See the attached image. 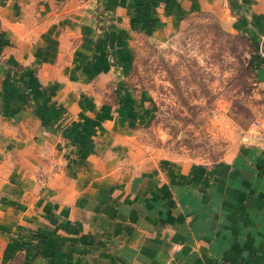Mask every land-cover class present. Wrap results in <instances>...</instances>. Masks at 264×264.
<instances>
[{
	"label": "crops",
	"instance_id": "0c3cea01",
	"mask_svg": "<svg viewBox=\"0 0 264 264\" xmlns=\"http://www.w3.org/2000/svg\"><path fill=\"white\" fill-rule=\"evenodd\" d=\"M208 11L263 39L264 0H0V264H264V140L125 162L109 57L127 31Z\"/></svg>",
	"mask_w": 264,
	"mask_h": 264
},
{
	"label": "rangeland",
	"instance_id": "374dc122",
	"mask_svg": "<svg viewBox=\"0 0 264 264\" xmlns=\"http://www.w3.org/2000/svg\"><path fill=\"white\" fill-rule=\"evenodd\" d=\"M221 12L125 32L109 64L123 89L125 162L149 168L165 159L213 164L264 140V36L232 32ZM258 69V70H257ZM112 83V82H111ZM105 101L116 97L106 92Z\"/></svg>",
	"mask_w": 264,
	"mask_h": 264
}]
</instances>
